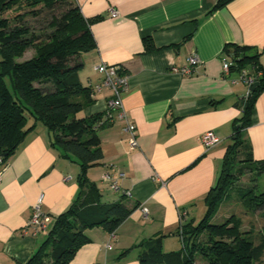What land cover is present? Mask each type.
<instances>
[{
	"label": "crops",
	"instance_id": "obj_1",
	"mask_svg": "<svg viewBox=\"0 0 264 264\" xmlns=\"http://www.w3.org/2000/svg\"><path fill=\"white\" fill-rule=\"evenodd\" d=\"M91 27L97 48L85 55L81 81L93 89L102 83L101 64L120 66L129 76L122 95L136 126L139 148L131 150L123 123L115 120L98 132L103 160L90 168L88 179L99 188L103 204L123 201L133 214L115 234L97 228L87 232L92 243L71 264H139L142 241L165 235L166 253L183 248L179 212L198 223L206 213L205 197L219 178L242 101L249 88L241 73L225 76L227 45L264 49V0H75ZM118 13L112 17L111 11ZM150 46V49H148ZM200 63L190 76L172 71ZM264 65V56L261 57ZM253 74V68L245 70ZM112 91L94 94L82 117L108 112ZM33 120L28 121V126ZM214 133L220 143L210 150L202 136ZM255 161H264V92L243 133ZM52 135L41 124L12 156L0 180V264H27L47 233L23 230L42 197L43 210L55 220L79 195L80 165L51 146ZM110 171L132 197L115 194L102 175ZM66 179H70L66 181ZM143 209L148 215H143ZM112 249L109 250L108 246Z\"/></svg>",
	"mask_w": 264,
	"mask_h": 264
},
{
	"label": "trees",
	"instance_id": "obj_2",
	"mask_svg": "<svg viewBox=\"0 0 264 264\" xmlns=\"http://www.w3.org/2000/svg\"><path fill=\"white\" fill-rule=\"evenodd\" d=\"M230 1L219 0L214 10ZM95 21L84 18L75 0H0V170L38 124L51 133V146L81 168L77 200L55 220L50 216L49 228L39 233H47V237L27 264H71L92 243L88 231L100 228L115 234L137 209L123 201L103 204L99 188L88 179L89 169L103 160L98 132L109 125L103 113L81 116L94 103V89L82 83L80 72L85 55L97 48L91 30ZM31 50L34 55L24 60ZM225 53L232 62L230 74H242L250 67L262 75L257 79L260 86L240 105L244 116L236 121L217 183L205 197L203 219L197 224L185 222V216L180 222L176 236L183 248L179 252L166 253V236L160 235L142 241L122 257L139 249V264H264V232L256 243L252 232L241 231L236 215L213 222L219 204L233 191L239 192L250 209L264 212V192H257V185L244 191L234 187L247 175L255 183L264 176V161L253 159L243 138L264 92L260 61L264 49L261 53L247 46L227 45ZM30 119L33 124L27 127Z\"/></svg>",
	"mask_w": 264,
	"mask_h": 264
},
{
	"label": "built area",
	"instance_id": "obj_3",
	"mask_svg": "<svg viewBox=\"0 0 264 264\" xmlns=\"http://www.w3.org/2000/svg\"><path fill=\"white\" fill-rule=\"evenodd\" d=\"M112 17H117L118 13L116 11H111ZM200 63L199 57L195 54L190 57L189 65L183 68L173 67L172 71L180 75L190 76L194 73L195 68ZM232 62L229 58L223 60V69L225 76L230 75V67ZM96 71L102 76V83L94 88V94L100 93L104 88H108L112 91V98L108 101V112L106 113L109 122L115 120L112 112H116V120L123 123V132L128 138V143L130 149L136 150L139 148L137 129L132 120L130 119L122 100L123 93L128 88L129 76L124 72L120 66H109L106 64H101L96 67ZM258 74H248L246 71L242 73V81L250 89L255 83L258 82V78L261 76ZM202 142L207 150L212 149L220 143V139L212 132H208L202 136ZM5 167L0 170V180L2 172ZM124 174H119L117 177L113 175L110 171L105 172L102 175L104 182L108 183L111 190L121 197L130 198L132 197V192L124 189L119 182L120 178H123ZM70 179H66L68 181ZM186 212H179L180 222L185 218ZM143 215L147 216L148 211L143 209ZM51 223V217L43 210V200L42 197L39 199L37 204L33 207L32 216L29 220L27 226L23 230L24 235H28L31 230L34 235H38L42 231H46ZM108 249L111 250L112 246L109 245Z\"/></svg>",
	"mask_w": 264,
	"mask_h": 264
},
{
	"label": "rangeland",
	"instance_id": "obj_4",
	"mask_svg": "<svg viewBox=\"0 0 264 264\" xmlns=\"http://www.w3.org/2000/svg\"><path fill=\"white\" fill-rule=\"evenodd\" d=\"M60 14V12H56ZM34 55V51H29L24 60L30 59ZM82 115V114H81ZM257 185V192H264V176L255 183L251 175L242 177L234 187L237 190H253ZM231 215H236L241 221L242 232H252L256 243H259L261 234L264 232V212L253 211L241 199L239 192L233 191L218 206L217 215L213 219L214 223L224 222ZM201 220H199L200 222ZM198 224V223H197Z\"/></svg>",
	"mask_w": 264,
	"mask_h": 264
},
{
	"label": "water",
	"instance_id": "obj_5",
	"mask_svg": "<svg viewBox=\"0 0 264 264\" xmlns=\"http://www.w3.org/2000/svg\"><path fill=\"white\" fill-rule=\"evenodd\" d=\"M260 86V83H255L252 87H250L249 92L247 94V99H250L252 94L255 92V90Z\"/></svg>",
	"mask_w": 264,
	"mask_h": 264
}]
</instances>
